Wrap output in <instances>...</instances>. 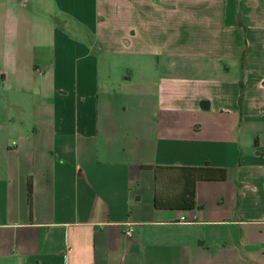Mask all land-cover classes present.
I'll use <instances>...</instances> for the list:
<instances>
[{"label":"crops","instance_id":"crops-1","mask_svg":"<svg viewBox=\"0 0 264 264\" xmlns=\"http://www.w3.org/2000/svg\"><path fill=\"white\" fill-rule=\"evenodd\" d=\"M263 152L264 0H0V264H264Z\"/></svg>","mask_w":264,"mask_h":264},{"label":"trees","instance_id":"trees-1","mask_svg":"<svg viewBox=\"0 0 264 264\" xmlns=\"http://www.w3.org/2000/svg\"><path fill=\"white\" fill-rule=\"evenodd\" d=\"M241 19V15L239 14ZM242 24V22H241ZM245 59V51L243 52V62ZM244 86L241 87L240 104H243L244 99ZM208 108V104L203 106ZM183 175V190L178 197L176 203L182 211H190L196 208V188L199 182H214V181H226L228 179V171L221 168H215L210 165L203 167H184L180 168ZM33 199V184L29 182V202L32 206Z\"/></svg>","mask_w":264,"mask_h":264},{"label":"built area","instance_id":"built-area-1","mask_svg":"<svg viewBox=\"0 0 264 264\" xmlns=\"http://www.w3.org/2000/svg\"><path fill=\"white\" fill-rule=\"evenodd\" d=\"M262 155H263V157H264V152L262 153ZM182 221L185 222V218H182ZM132 234H133V232H132V227H131V225H129V229H128L127 232H126V236H127V237H131Z\"/></svg>","mask_w":264,"mask_h":264},{"label":"rangeland","instance_id":"rangeland-1","mask_svg":"<svg viewBox=\"0 0 264 264\" xmlns=\"http://www.w3.org/2000/svg\"><path fill=\"white\" fill-rule=\"evenodd\" d=\"M248 144H249V142H248ZM248 144H247V145H248ZM247 145H246V144H244L243 146H244V147H247ZM248 147H249V146H248ZM245 149H247V148H245Z\"/></svg>","mask_w":264,"mask_h":264}]
</instances>
